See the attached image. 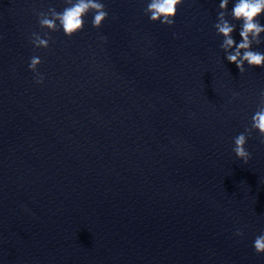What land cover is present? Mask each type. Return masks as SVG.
Returning <instances> with one entry per match:
<instances>
[{"label": "water", "instance_id": "water-1", "mask_svg": "<svg viewBox=\"0 0 264 264\" xmlns=\"http://www.w3.org/2000/svg\"><path fill=\"white\" fill-rule=\"evenodd\" d=\"M218 2L167 25L105 0L99 28L34 48L36 12L64 0H0V264H264V142L232 151L264 67L224 58Z\"/></svg>", "mask_w": 264, "mask_h": 264}, {"label": "clouds", "instance_id": "clouds-1", "mask_svg": "<svg viewBox=\"0 0 264 264\" xmlns=\"http://www.w3.org/2000/svg\"><path fill=\"white\" fill-rule=\"evenodd\" d=\"M144 3L143 12L149 20L173 25L178 8L184 0H144ZM218 8L213 26L222 37L219 47L224 52V58L234 62L240 73L245 71L246 65L264 67V51L253 47L264 43V23L261 22L264 19V0H219ZM108 16L105 0H64V6L59 10L50 4L46 11L36 12L40 28L47 31L43 35L33 31L30 42L34 48H48L52 32H63L65 36L71 37L82 31L86 23L99 28ZM237 31L239 40L233 35ZM100 39L107 41V37L103 35ZM41 63L39 55H32L27 64L38 84L44 82V74L38 68ZM232 95L236 97L239 93L234 91ZM253 131L264 142V89H260L258 93V103L249 118V124L232 138V151L244 163L252 156L247 143ZM235 234L243 236L242 229L237 228ZM252 247L256 253H264V231L255 236Z\"/></svg>", "mask_w": 264, "mask_h": 264}]
</instances>
